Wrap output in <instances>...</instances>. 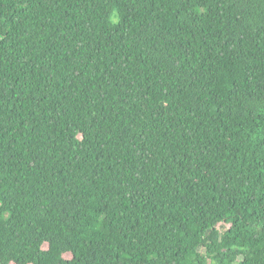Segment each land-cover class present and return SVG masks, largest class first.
<instances>
[{"label": "trees", "instance_id": "1", "mask_svg": "<svg viewBox=\"0 0 264 264\" xmlns=\"http://www.w3.org/2000/svg\"><path fill=\"white\" fill-rule=\"evenodd\" d=\"M0 264H264V0H0Z\"/></svg>", "mask_w": 264, "mask_h": 264}]
</instances>
